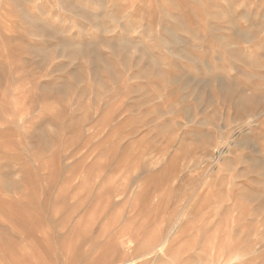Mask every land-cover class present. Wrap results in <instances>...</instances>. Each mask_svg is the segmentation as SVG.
<instances>
[{"label":"rangeland","instance_id":"obj_1","mask_svg":"<svg viewBox=\"0 0 264 264\" xmlns=\"http://www.w3.org/2000/svg\"><path fill=\"white\" fill-rule=\"evenodd\" d=\"M100 263L264 264V0H0V264Z\"/></svg>","mask_w":264,"mask_h":264},{"label":"bare ground","instance_id":"obj_2","mask_svg":"<svg viewBox=\"0 0 264 264\" xmlns=\"http://www.w3.org/2000/svg\"><path fill=\"white\" fill-rule=\"evenodd\" d=\"M163 249V248H162ZM161 251V250H160ZM105 256V255H104ZM106 261V260H105ZM134 262V261H133ZM101 264V263H100ZM121 264H126V263H121Z\"/></svg>","mask_w":264,"mask_h":264}]
</instances>
